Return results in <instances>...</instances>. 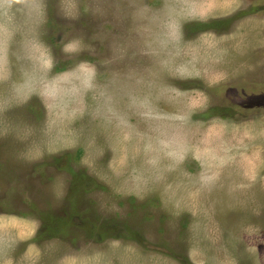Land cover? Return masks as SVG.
I'll list each match as a JSON object with an SVG mask.
<instances>
[{
    "label": "rangeland",
    "instance_id": "374dc122",
    "mask_svg": "<svg viewBox=\"0 0 264 264\" xmlns=\"http://www.w3.org/2000/svg\"><path fill=\"white\" fill-rule=\"evenodd\" d=\"M0 264H264V0H0Z\"/></svg>",
    "mask_w": 264,
    "mask_h": 264
}]
</instances>
